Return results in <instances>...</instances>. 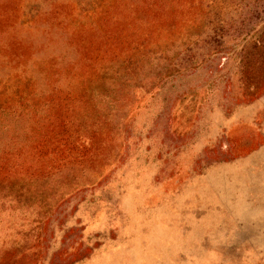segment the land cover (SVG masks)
Listing matches in <instances>:
<instances>
[{"label": "rangeland", "instance_id": "1", "mask_svg": "<svg viewBox=\"0 0 264 264\" xmlns=\"http://www.w3.org/2000/svg\"><path fill=\"white\" fill-rule=\"evenodd\" d=\"M205 3L147 39L134 1L0 0V159L85 142L0 179V264H264V0Z\"/></svg>", "mask_w": 264, "mask_h": 264}, {"label": "trees", "instance_id": "2", "mask_svg": "<svg viewBox=\"0 0 264 264\" xmlns=\"http://www.w3.org/2000/svg\"><path fill=\"white\" fill-rule=\"evenodd\" d=\"M134 1L136 8H139L145 19H149L150 23L148 30L142 32L148 38L155 35L158 38L164 35H173V37H179L185 34L189 28L198 25L202 22L203 16L205 15L203 9L206 6V0H129ZM205 3V4H204ZM138 10V9H137ZM132 11V9H131ZM129 15L126 16L127 20ZM137 34L136 30L133 31L132 35ZM129 40L128 37H121L118 41L126 43ZM130 41V40H129ZM128 41V42H129ZM143 45H137V48ZM250 49H255L260 52L259 57H257V62H252L250 67H255L257 65L256 71L259 69V76L257 77L254 89L251 91V99L257 98L264 93V44L261 42H254L252 46L249 44ZM246 68L248 67L245 64ZM247 73V72H246ZM257 76V74H256ZM247 79H252L251 74H247ZM55 128L59 130H66L63 134H57V132H51L49 137H42L34 147L31 158L32 162L29 165H25L24 158L21 156L10 157L6 155L2 160L0 159V179L3 178L8 180L17 168L26 167L38 168L39 163H43L44 159L52 161L59 160L57 165L64 166L66 163L79 159L78 150L81 149L85 142H82L80 138L75 137L72 134L70 128L56 118ZM47 145L50 147L47 149ZM57 148H59L57 150ZM56 158V159H54ZM34 160H36L34 162ZM34 163H36L34 165ZM55 167V166H54ZM54 167H51L52 169ZM50 168V169H51ZM55 169V168H54ZM56 169L57 166H56ZM39 176L40 168L35 171ZM13 173V174H12Z\"/></svg>", "mask_w": 264, "mask_h": 264}]
</instances>
